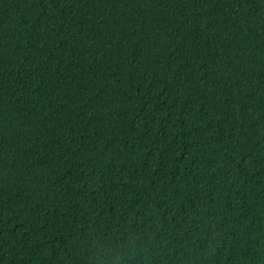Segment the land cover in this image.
<instances>
[{"label": "trees", "instance_id": "obj_1", "mask_svg": "<svg viewBox=\"0 0 264 264\" xmlns=\"http://www.w3.org/2000/svg\"><path fill=\"white\" fill-rule=\"evenodd\" d=\"M264 264V0H0V264Z\"/></svg>", "mask_w": 264, "mask_h": 264}, {"label": "clouds", "instance_id": "obj_2", "mask_svg": "<svg viewBox=\"0 0 264 264\" xmlns=\"http://www.w3.org/2000/svg\"><path fill=\"white\" fill-rule=\"evenodd\" d=\"M136 247L135 238H130L114 247L98 249L94 260L98 261V264H128Z\"/></svg>", "mask_w": 264, "mask_h": 264}]
</instances>
